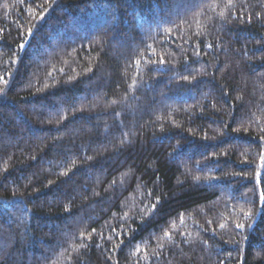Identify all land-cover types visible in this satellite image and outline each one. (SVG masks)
I'll return each mask as SVG.
<instances>
[{"label":"trees","instance_id":"obj_1","mask_svg":"<svg viewBox=\"0 0 264 264\" xmlns=\"http://www.w3.org/2000/svg\"><path fill=\"white\" fill-rule=\"evenodd\" d=\"M0 264H264V0H0Z\"/></svg>","mask_w":264,"mask_h":264},{"label":"snow or ice","instance_id":"obj_2","mask_svg":"<svg viewBox=\"0 0 264 264\" xmlns=\"http://www.w3.org/2000/svg\"><path fill=\"white\" fill-rule=\"evenodd\" d=\"M237 227H243V225L238 224Z\"/></svg>","mask_w":264,"mask_h":264}]
</instances>
